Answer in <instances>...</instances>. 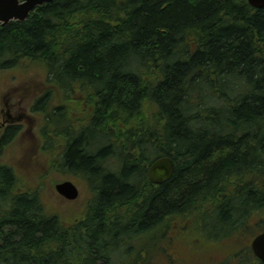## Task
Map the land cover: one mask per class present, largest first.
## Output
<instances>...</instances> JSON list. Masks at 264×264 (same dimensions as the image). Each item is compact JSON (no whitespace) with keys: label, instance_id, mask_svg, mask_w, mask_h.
Wrapping results in <instances>:
<instances>
[{"label":"trees","instance_id":"1","mask_svg":"<svg viewBox=\"0 0 264 264\" xmlns=\"http://www.w3.org/2000/svg\"><path fill=\"white\" fill-rule=\"evenodd\" d=\"M24 59L47 66L35 108H48L50 163L92 194L83 213L56 214L0 158V264H156L176 220L225 237L264 223V7L54 0L0 23V71ZM72 112L78 124L48 125ZM163 155L176 169L156 184L149 166ZM177 235L185 264L215 250Z\"/></svg>","mask_w":264,"mask_h":264},{"label":"rangeland","instance_id":"2","mask_svg":"<svg viewBox=\"0 0 264 264\" xmlns=\"http://www.w3.org/2000/svg\"><path fill=\"white\" fill-rule=\"evenodd\" d=\"M24 61L25 62L21 63V65L12 66L10 68L0 71V95L6 92L7 90H10L11 88H14V91L16 93V101L18 99L23 98L22 103L27 106L28 111L33 112L32 106L37 102V100L43 98L49 89V87H47L43 94L36 100V96H38L41 92L40 87L42 86V82H45L46 85L49 84V75H47V66L43 62L34 61L30 59H24ZM77 96H79V93L77 94ZM55 101L56 103H60L58 100ZM39 105H44V101H42V104L40 103ZM40 112L43 113V109H41ZM71 114H73L74 117H77V119L80 118V115L78 113ZM69 120V114L63 117V119L60 115L55 114L51 116L48 125L50 127H54L56 126V123L61 122L67 126ZM36 130L38 131V128ZM41 142H44V138ZM30 143L32 142L29 141V139L22 137L17 143H14L12 147L9 148L8 152H2L0 150V158L5 162L14 165V169L18 178L21 181L22 187H29L30 190L37 191L40 195L41 200L46 206L49 207L50 211L55 212L56 214H70V212L73 210H77L83 213L86 207L87 200L92 194L91 188L87 183V180L83 176L76 174L70 169L58 165L57 161L55 162V164L53 163V161L52 163H50L48 158L49 156L51 157V159H53L52 157H60V153L57 149H44L42 146L40 151L43 154L39 150H37L34 151L30 157H25L24 155L22 156L21 153L24 154L26 146ZM37 143L38 141L32 143V145L37 146ZM29 146V149H31L32 146ZM36 148L38 149L39 147L37 146ZM46 155L49 156L46 157ZM65 179H71L77 183L80 190L78 198L74 200H69L57 192L55 188L56 183ZM212 221L214 223H217L218 219ZM250 224L245 233H243L242 231H238L237 235L240 236L242 234V238H247L251 236L253 237L258 232L255 230H260L262 226L264 227V223L260 225L255 221L251 225ZM215 226L216 225L214 224L211 227H205L200 224L197 225L196 223V225L193 226V229H188L186 235L188 236L189 240H191L192 242L195 241L199 245L200 243L208 245L212 241H215L218 245L215 252L216 255H218V257L220 258L226 256L224 260L225 262H227L231 259V254L227 256L228 253L237 249V237L232 236L229 239L230 242L225 243L224 241L227 236L224 237L225 235L222 234L225 228L220 230L221 227L217 226V233L221 235H219L218 237L210 238L209 234L213 236L216 233ZM197 229L209 236L207 237L204 234L196 232ZM242 230H245V228H243ZM166 244L167 243H165V245ZM161 249L164 250L163 248ZM195 249L196 248H194V250ZM160 257L157 260L156 264H166L165 260L171 264L183 262L180 259L179 255L174 254L171 245L166 249L165 252L161 253Z\"/></svg>","mask_w":264,"mask_h":264},{"label":"flooded vegetation","instance_id":"3","mask_svg":"<svg viewBox=\"0 0 264 264\" xmlns=\"http://www.w3.org/2000/svg\"><path fill=\"white\" fill-rule=\"evenodd\" d=\"M41 88V92L36 99H38L43 92L46 90V84L43 82ZM23 98L18 99L16 101V93L14 88L7 90L3 94L0 95V147L1 151L8 152L9 148L12 147L13 143H15L19 138L25 137L29 139L32 143L39 141L42 144V136L39 134L40 125L42 123V119L44 117V112L46 113L47 107L46 104L43 106H39L37 110L32 106V111H28L27 106L23 103ZM43 109V113L40 110ZM75 121V120H74ZM38 128V131L36 130ZM32 143L28 144L25 148L24 155L25 157H30L34 151H37L36 145H32ZM29 145L32 146L29 149ZM28 147V148H27ZM28 149V150H27ZM15 170V169H14ZM16 172V171H15ZM187 224L188 221L185 222L184 225L179 226V221H175L173 224L174 228L167 230V232H171L172 234L169 236L163 235L160 241V248L167 249L170 245L175 253H177L176 243L178 239L176 238L180 233H187ZM164 226L163 222L162 225ZM165 243H167L165 245ZM178 254V253H177ZM208 259H211V264L213 263L214 255H210ZM207 259V260H208ZM221 262V261H220ZM219 262V263H220ZM217 263V264H219ZM180 264V263H176ZM190 264H208L206 261H200L198 263L191 261ZM236 264H262L260 258L255 254L252 243L249 240L241 241L240 243V252L236 260Z\"/></svg>","mask_w":264,"mask_h":264},{"label":"water","instance_id":"4","mask_svg":"<svg viewBox=\"0 0 264 264\" xmlns=\"http://www.w3.org/2000/svg\"><path fill=\"white\" fill-rule=\"evenodd\" d=\"M50 1L54 0H0V23L6 24L11 20H25L38 5ZM249 2L254 7H264V0H249ZM174 172V160L170 156H159L151 163L148 173L153 182L163 183L170 179ZM56 189L68 199H76L80 192L77 184L71 179L58 182ZM253 247L264 261V231L255 237Z\"/></svg>","mask_w":264,"mask_h":264},{"label":"bare ground","instance_id":"5","mask_svg":"<svg viewBox=\"0 0 264 264\" xmlns=\"http://www.w3.org/2000/svg\"><path fill=\"white\" fill-rule=\"evenodd\" d=\"M149 172V171H148ZM148 175H149V173H148ZM150 178V177H149Z\"/></svg>","mask_w":264,"mask_h":264}]
</instances>
